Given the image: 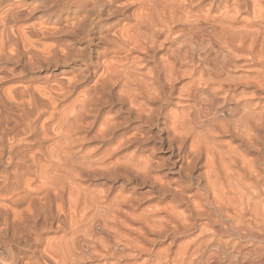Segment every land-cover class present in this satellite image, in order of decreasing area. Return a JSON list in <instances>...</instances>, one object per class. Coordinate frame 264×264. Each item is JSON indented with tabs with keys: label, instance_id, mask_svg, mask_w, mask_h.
I'll use <instances>...</instances> for the list:
<instances>
[{
	"label": "bare ground",
	"instance_id": "obj_1",
	"mask_svg": "<svg viewBox=\"0 0 264 264\" xmlns=\"http://www.w3.org/2000/svg\"><path fill=\"white\" fill-rule=\"evenodd\" d=\"M124 260L264 264V0H0V264Z\"/></svg>",
	"mask_w": 264,
	"mask_h": 264
},
{
	"label": "rangeland",
	"instance_id": "obj_2",
	"mask_svg": "<svg viewBox=\"0 0 264 264\" xmlns=\"http://www.w3.org/2000/svg\"><path fill=\"white\" fill-rule=\"evenodd\" d=\"M205 26V25H204ZM204 42H207L208 41V37L207 36H205L204 37ZM260 42V41H259ZM87 149H84L83 151H85V152H79V154H78V159H80L81 160V157H86L85 155L86 154H88L91 150H92V145H90L89 147H86ZM85 154V155H84ZM125 154H128V153H125ZM80 155V156H79ZM87 159V161H84V159L83 160H78V162L80 161V162H82V163H84L85 165L87 164V165H91L90 163V160L92 161V159H90V158H88V157H86ZM89 163V164H88ZM97 183H93V184H90L89 185V187H88V189L90 190V191H88V193L89 194H92V195H90V196H94L95 197V193H96V191H100L101 190V187L97 184ZM99 186V187H98ZM95 191V192H94ZM88 194V195H89ZM93 198V197H92ZM91 204V207L90 208H87V217H88V219L87 218H84L82 221H80V222H78V224H76L75 226H74V233L72 234L73 235V237H72V239L74 240H76L75 241V244H76V247L77 248H75L76 250H75V252L76 253H79V251H81V250H86L87 249V245H88V242L89 243H91L90 241H92V240H100V241H104L105 239L107 240V239H109L110 240V238H112V237H110V236H112L111 234H110V230H108L106 227H107V221L105 220V213L104 212H101V211H103V210H105L106 209V207L105 206H100L99 205V200H98V198H93L92 199V202H90ZM147 204H149V203H147ZM146 206V205H145ZM145 206H143V207H145ZM105 208V209H103V208ZM146 208V207H145ZM103 209V210H102ZM147 209V208H146ZM101 212V213H100ZM91 218V219H90ZM86 220H88V221H86ZM106 221V222H105ZM82 223H84V224H82ZM82 228V229H81ZM115 229H113V230H120V232L124 235L125 234V232L122 230L121 231V229L120 228H118V226H116V227H114ZM118 228V229H117ZM109 233H108V232ZM83 232H85V234L83 233ZM82 233H83V235H82ZM76 234V235H75ZM108 234V235H107ZM81 235V236H80ZM110 235V236H109ZM56 236V238H61L62 236L64 237V236H66V239H68V240H70L71 239V235L69 234H65V233H58L57 235H55ZM77 236V237H76ZM70 237V238H69ZM75 237V238H74ZM80 240V241H79ZM83 243V244H82ZM83 247H84V249H83ZM127 261L126 260H124L123 261V263L122 264H125ZM91 264H95V263H91ZM149 264H151V263H149Z\"/></svg>",
	"mask_w": 264,
	"mask_h": 264
}]
</instances>
